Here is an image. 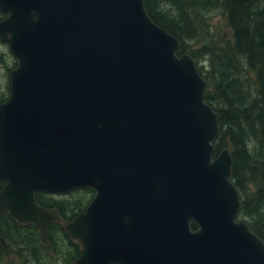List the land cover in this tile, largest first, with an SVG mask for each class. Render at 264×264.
<instances>
[{"label":"water","instance_id":"obj_1","mask_svg":"<svg viewBox=\"0 0 264 264\" xmlns=\"http://www.w3.org/2000/svg\"><path fill=\"white\" fill-rule=\"evenodd\" d=\"M0 39L17 62L0 103V217L47 247L59 224L69 264H264L238 220L219 115L181 42L144 0H0ZM94 196L72 220L35 193ZM193 228V229H192Z\"/></svg>","mask_w":264,"mask_h":264},{"label":"trees","instance_id":"obj_2","mask_svg":"<svg viewBox=\"0 0 264 264\" xmlns=\"http://www.w3.org/2000/svg\"><path fill=\"white\" fill-rule=\"evenodd\" d=\"M144 6L154 23L182 41L179 54L188 51L186 41H197L200 47L189 55L201 60L209 56L206 71L205 68L198 71L208 84L206 102L219 115L214 152L216 155L225 148L229 149L232 182L241 196L239 218L264 242V0H144ZM215 13L226 18L231 31L232 40L226 41L228 43L223 47L217 45L208 29L205 31L207 36L200 30L205 19ZM205 27L210 28L207 24ZM6 93L4 91L0 96ZM3 99L0 97V102ZM247 137H251L253 143L250 150L246 145ZM36 196L40 197L38 201L43 206L56 207L61 216L67 218L52 201L57 199L56 196L40 193ZM7 218L0 220L4 229L1 232L3 236L12 233L16 239L19 228L13 222L8 226ZM54 226L64 231L61 226ZM31 231L21 233L24 234V243L36 241L33 239H37V233ZM63 235L68 238L65 233ZM70 244L74 251L68 262L78 256L77 246ZM13 245L20 254L25 252L20 243ZM23 262L28 264L24 258Z\"/></svg>","mask_w":264,"mask_h":264},{"label":"rangeland","instance_id":"obj_3","mask_svg":"<svg viewBox=\"0 0 264 264\" xmlns=\"http://www.w3.org/2000/svg\"><path fill=\"white\" fill-rule=\"evenodd\" d=\"M205 24H207L210 28H206ZM205 24L202 25L200 30L204 32L205 36H207V33L205 31L208 29L209 33L212 36L214 35L216 43L219 47L225 46V44L228 43L226 41L232 40L230 28L227 26L226 18L222 14L215 13L211 15L210 17L205 19ZM210 34L209 36L212 39V36ZM180 42L182 41L180 40ZM198 43L200 42H197V41L187 42L186 41L185 45L186 47H189V48H188V51L185 53L191 55V53L196 52V50L200 47V44ZM208 58L209 56L206 55L203 57V60H201L200 58L193 59L198 70L201 68H205V71H206V66H207L206 62ZM251 75L252 74L249 73L250 77H252ZM4 82L5 80H0V89L3 88L2 86L4 85ZM246 145L248 149L250 150L251 146L253 145L251 137L246 138ZM89 192H91L92 194H88ZM93 196H94L93 191L85 189V190H81L80 193H77L75 195L73 194L72 196L68 195V196H63V197H57V199H52V201L55 202L61 208L63 214L69 219L76 212H79L80 210L84 209ZM37 199H40V197L37 196ZM1 230L2 232L4 231L3 228H1ZM32 231H35V230H32ZM36 233H37V239H38L39 238L38 232ZM64 233H65L64 231H61L58 227L54 225L50 227V230L48 233L50 245H51L50 249L43 247V245L40 244L36 238L33 239V241L36 240L35 242H31L30 240L31 244L34 247L31 244H29L28 241L24 243L23 242L24 234L21 235V233L16 235L17 236L16 239L14 236H12V233L5 234V236H3L2 233H0V237H3L4 241L8 244L7 248H4L0 245L1 247L0 248V264H24L23 258L25 259V261H27L28 264H67L70 262V261L68 262L67 260H69L70 255H72L74 250L70 244L71 241L68 240L69 238L67 239L65 238V236L63 235ZM9 240L12 241L13 243L15 240L19 242L21 244V247H23L21 249L24 250L25 248V252H22V254H20V252L15 247V245H13V243L11 245V242ZM22 255H25V256L22 257Z\"/></svg>","mask_w":264,"mask_h":264},{"label":"flooded vegetation","instance_id":"obj_4","mask_svg":"<svg viewBox=\"0 0 264 264\" xmlns=\"http://www.w3.org/2000/svg\"><path fill=\"white\" fill-rule=\"evenodd\" d=\"M9 16H10V12H6V13H3V12H1V10H0V23L1 22H3V21H5L6 19H8L9 18ZM17 67V62H16V60H15V58L13 57V55L11 54V52H10V50H9V47H8V45L5 43V42H2L1 41V39H0V80H5V82H4V85L2 86L3 88L2 89H0V93H2V92H6L7 91V93H6V95H4V96H0V97H3V98H5V99H3V101L2 102H0V103H3V102H5L6 100H7V98L9 97V93H10V83H9V78H10V74H11V72L15 69ZM3 186V184L0 182V189H1V187ZM4 216H6V217H8L7 216V214H3L2 216H1V218H0V220L1 219H3V218H6V217H4ZM9 218V217H8ZM7 218V219H8ZM8 221V226H11V225H13V223H15L14 221H12L10 218L7 220ZM13 222V223H12ZM15 225H16V228H19V230H16V233L17 234H19V233H22L23 231H31V229L32 230H35L34 228H33V226H19L17 223H15ZM1 228H2V226H1V224H0V233H2L1 232ZM38 241H39V238L37 239ZM69 241H71L70 239H69ZM49 242H50V240H49ZM72 242V241H71ZM40 243V242H39ZM73 244H75L76 246H77V244L76 243H74V242H72ZM14 244H17V242H15L14 241ZM41 244V243H40ZM0 245L2 246V247H4V248H7V243L4 241V238L3 237H0ZM43 247H45V246H43ZM50 247H51V245L49 244L47 247H45V248H49L50 249ZM1 248V247H0ZM78 248V247H77ZM79 255V254H78ZM78 257V256H77ZM76 257V258H77ZM72 261H74V259L72 260ZM72 261H70L69 263H71ZM69 263H67V264H69Z\"/></svg>","mask_w":264,"mask_h":264},{"label":"bare ground","instance_id":"obj_5","mask_svg":"<svg viewBox=\"0 0 264 264\" xmlns=\"http://www.w3.org/2000/svg\"><path fill=\"white\" fill-rule=\"evenodd\" d=\"M84 189H87V188H84ZM76 191H80V189H76V190H73V191H70L69 193H67V194H64V196H68V195H70V194H72V193H74V192H76ZM35 198L37 199V196L35 195ZM50 227L51 226H49L48 227V229H47V240H48V245L50 244V242H49V236H48V233H49V229H50Z\"/></svg>","mask_w":264,"mask_h":264}]
</instances>
